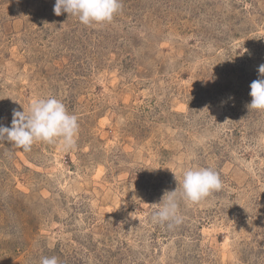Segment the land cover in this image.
<instances>
[{
  "label": "rangeland",
  "instance_id": "1",
  "mask_svg": "<svg viewBox=\"0 0 264 264\" xmlns=\"http://www.w3.org/2000/svg\"><path fill=\"white\" fill-rule=\"evenodd\" d=\"M55 0H0V125L54 96L74 148L0 142V264H264V0H122L85 26ZM190 167L223 187L152 214Z\"/></svg>",
  "mask_w": 264,
  "mask_h": 264
},
{
  "label": "clouds",
  "instance_id": "2",
  "mask_svg": "<svg viewBox=\"0 0 264 264\" xmlns=\"http://www.w3.org/2000/svg\"><path fill=\"white\" fill-rule=\"evenodd\" d=\"M122 0H55L54 13H67L85 26L110 24L122 10ZM259 78L250 84V110L264 112V64ZM79 134L78 117L54 96L37 97L27 111L13 109L11 127L0 125V142L7 140L14 148L31 151L38 142L59 144L63 150L75 147ZM223 187L220 175L210 167H190L183 171L179 188L166 191L152 214L154 223L169 229L183 223L181 203L197 204ZM40 264H59L56 256H43Z\"/></svg>",
  "mask_w": 264,
  "mask_h": 264
}]
</instances>
